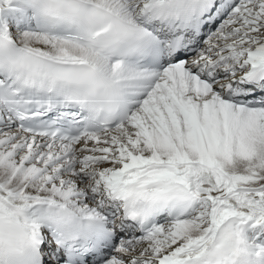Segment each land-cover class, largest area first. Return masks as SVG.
Returning <instances> with one entry per match:
<instances>
[{"label": "snow or ice", "instance_id": "1", "mask_svg": "<svg viewBox=\"0 0 264 264\" xmlns=\"http://www.w3.org/2000/svg\"><path fill=\"white\" fill-rule=\"evenodd\" d=\"M0 264H264V0H0Z\"/></svg>", "mask_w": 264, "mask_h": 264}]
</instances>
